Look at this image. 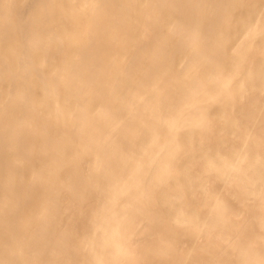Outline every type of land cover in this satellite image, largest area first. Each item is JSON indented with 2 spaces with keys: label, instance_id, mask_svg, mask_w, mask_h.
I'll list each match as a JSON object with an SVG mask.
<instances>
[{
  "label": "bare ground",
  "instance_id": "1",
  "mask_svg": "<svg viewBox=\"0 0 264 264\" xmlns=\"http://www.w3.org/2000/svg\"><path fill=\"white\" fill-rule=\"evenodd\" d=\"M0 264H264V0H0Z\"/></svg>",
  "mask_w": 264,
  "mask_h": 264
}]
</instances>
